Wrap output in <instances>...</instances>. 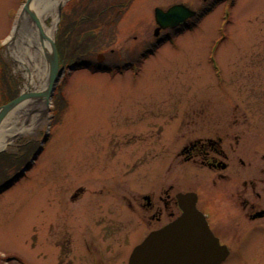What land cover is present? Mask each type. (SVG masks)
<instances>
[{
    "label": "rangeland",
    "instance_id": "obj_1",
    "mask_svg": "<svg viewBox=\"0 0 264 264\" xmlns=\"http://www.w3.org/2000/svg\"><path fill=\"white\" fill-rule=\"evenodd\" d=\"M23 1L0 0V106L41 92L9 44ZM81 1L66 0L46 19L56 21L55 43ZM175 3L196 15L155 36L153 6ZM105 32L94 30L96 69L60 63L50 96L26 98L39 117L33 127L0 150V264H126L132 247L169 221L151 218L145 195L170 183L205 194L212 184L213 171L178 157L188 139L237 129L263 156L264 0H133ZM236 251L223 264H264V232L245 236Z\"/></svg>",
    "mask_w": 264,
    "mask_h": 264
},
{
    "label": "flooded vegetation",
    "instance_id": "obj_2",
    "mask_svg": "<svg viewBox=\"0 0 264 264\" xmlns=\"http://www.w3.org/2000/svg\"><path fill=\"white\" fill-rule=\"evenodd\" d=\"M208 133L210 136L188 139L178 153L184 162L215 173L210 188H206L208 192L202 194V190L175 189L170 183L154 197L145 195L148 201L144 205L150 207V216L156 223L164 218L169 219L155 228L158 229L180 217L184 212L181 196L195 192L197 208L207 219L219 243L229 251L228 257L220 263L223 264L237 252L236 245L245 236L264 232V153L258 158L259 150L249 140L245 141L237 129L226 134L222 129ZM231 137L235 138V142L227 148L224 144ZM207 199L215 206L217 216H212L205 207L204 201Z\"/></svg>",
    "mask_w": 264,
    "mask_h": 264
},
{
    "label": "water",
    "instance_id": "obj_3",
    "mask_svg": "<svg viewBox=\"0 0 264 264\" xmlns=\"http://www.w3.org/2000/svg\"><path fill=\"white\" fill-rule=\"evenodd\" d=\"M31 0H26L24 9H28ZM61 9V8H60ZM196 11L184 3H176L168 9L155 8L158 27H176L195 15ZM33 18L37 21L35 15ZM40 24V22H38ZM52 54H49L50 76L46 91L23 92L13 100L0 106V125L4 118L21 101L28 97H49L55 83L62 76L65 66L60 65L59 53L55 41L51 40ZM104 56L99 57L102 60ZM190 194H183L184 213L174 222L151 232L131 254L129 264H219L229 251L220 245L217 237L209 228L205 216L195 203L190 202Z\"/></svg>",
    "mask_w": 264,
    "mask_h": 264
},
{
    "label": "bare ground",
    "instance_id": "obj_4",
    "mask_svg": "<svg viewBox=\"0 0 264 264\" xmlns=\"http://www.w3.org/2000/svg\"><path fill=\"white\" fill-rule=\"evenodd\" d=\"M66 0H31L28 9H23L19 17V32L14 35L9 44L12 47V53L19 60L21 66L28 68V79L30 84H36L34 76L38 77L39 90L46 91L49 85L50 54L49 43L53 38L56 28V21L49 26L46 19L49 16L56 18L58 11ZM155 6L152 8V14L155 18ZM36 16L37 21L33 18ZM156 20V18H155ZM40 22V24H38ZM21 28V29H20ZM28 59L29 61H27ZM30 61L32 65H30ZM27 88H29L27 86ZM35 99V98H34ZM37 99V97H36ZM39 100V98L37 99ZM30 99L21 101L8 114L7 119L0 125V150L6 147L8 142L15 135L27 132L33 127L34 121L39 117L33 114L30 109ZM39 109V107L35 110ZM21 114H23L20 119ZM30 120V124L24 123V120Z\"/></svg>",
    "mask_w": 264,
    "mask_h": 264
},
{
    "label": "trees",
    "instance_id": "obj_5",
    "mask_svg": "<svg viewBox=\"0 0 264 264\" xmlns=\"http://www.w3.org/2000/svg\"><path fill=\"white\" fill-rule=\"evenodd\" d=\"M97 1L101 2L102 0H82L77 5L76 9L79 12H77V14L75 13L76 17L63 20L60 24L56 37V46L61 64L76 63L78 66L88 65L92 69H96V67H93L94 65L89 54L92 42L98 36L94 33V30H103V32H107V30L111 29L126 12L133 0H105L104 3H106V6L101 8L93 6ZM225 1L226 0H224V2ZM234 1L235 0H231V4H233ZM92 20H94L95 23L99 20L103 21V24L92 23ZM89 23L93 24V27L91 26L92 28L88 27ZM191 24L186 26V28H189ZM106 35L108 34L106 33ZM0 64H3V61H1ZM130 65H132V63H130ZM12 98L13 97H11V99ZM4 159L3 156L1 161H4ZM6 186L8 185L6 184L5 187Z\"/></svg>",
    "mask_w": 264,
    "mask_h": 264
}]
</instances>
